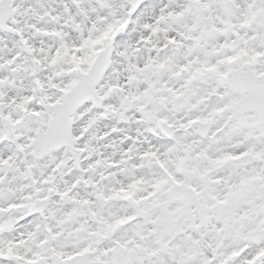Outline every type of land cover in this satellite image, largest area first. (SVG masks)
<instances>
[{"label":"snow or ice","instance_id":"6c2138e0","mask_svg":"<svg viewBox=\"0 0 264 264\" xmlns=\"http://www.w3.org/2000/svg\"><path fill=\"white\" fill-rule=\"evenodd\" d=\"M0 264H264V0H0Z\"/></svg>","mask_w":264,"mask_h":264}]
</instances>
